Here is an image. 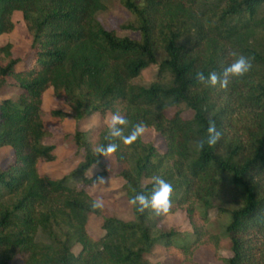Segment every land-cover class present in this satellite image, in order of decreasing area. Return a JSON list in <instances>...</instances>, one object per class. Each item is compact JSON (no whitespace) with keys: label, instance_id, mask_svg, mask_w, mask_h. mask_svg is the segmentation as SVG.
Here are the masks:
<instances>
[{"label":"trees","instance_id":"trees-1","mask_svg":"<svg viewBox=\"0 0 264 264\" xmlns=\"http://www.w3.org/2000/svg\"><path fill=\"white\" fill-rule=\"evenodd\" d=\"M118 1L133 15L123 28L138 38L100 23L104 0H0V35L13 29L12 15L20 11L31 36L21 67L12 44H0V91L18 90L16 99H0V147H10L9 160L0 164V264L15 255L22 264H167L150 259L155 247L174 264H186L200 246L229 249L222 264H264V0ZM231 52L251 59L244 77L226 90L196 81L198 71L222 73L233 62ZM152 64L158 65L155 81L131 82ZM50 87L70 112L42 109ZM182 106L191 117L182 115ZM168 108H175L171 116ZM116 112L128 121L125 135L143 123L164 145L142 137L130 146L114 141L124 195L128 201L149 195L152 177H162L173 187L170 213L184 210L191 231L166 228L164 216L148 210L132 207L128 221L104 208L94 211L97 197L69 184L81 176L92 186L109 175L105 158L93 151L109 143L105 123L92 131L94 141L91 132H74L83 149L74 169L60 178L40 172L41 163L57 158V144L43 141L49 126L67 116L78 122ZM209 119L222 138L197 150ZM93 165L100 170L85 177ZM215 206L227 215L222 233L209 227ZM90 215L102 218L99 237L87 230Z\"/></svg>","mask_w":264,"mask_h":264},{"label":"rangeland","instance_id":"rangeland-1","mask_svg":"<svg viewBox=\"0 0 264 264\" xmlns=\"http://www.w3.org/2000/svg\"><path fill=\"white\" fill-rule=\"evenodd\" d=\"M105 9L97 13V19L108 30L114 31L119 36H128L131 38H138V32L125 29L123 25L133 21V15L118 1V0H104ZM14 22L13 29L0 36V44L10 42L13 46V55L21 58L23 61L19 63V67L23 66L24 61L29 55V44L31 42V36L27 31L25 22L23 20L22 13L15 11L12 15ZM162 53V52H160ZM157 64H152L149 67L142 70L141 74L131 80L132 83L142 86H149L156 80ZM4 96H10L14 99L18 96V90L14 87H8L0 91V98ZM42 109L47 111L50 108L63 109L70 112L69 106L57 100L53 96V90L44 91L42 95ZM175 111V108H168L165 110L167 116H171ZM192 111L182 106V115L184 117H191ZM110 113L101 117L100 114L94 113V116H89L81 121L75 122L73 120L62 121L57 126H49L51 134L46 137V142L57 144L56 154L58 159L52 162H43L39 166L41 173L60 178L74 169L77 164L83 160V149H79L73 140L72 135L78 129L91 132L90 138L94 141V135L92 134L94 129L102 123L107 124L110 119ZM72 118V117H71ZM68 135V136H65ZM145 141L154 140L157 145L164 148V145L160 138L155 137L152 130L146 131L142 136ZM104 162L110 170L108 176L104 179L105 184H95L92 186H85L81 182V176H75L70 181V185H74L77 188H85V190L97 198H102L104 201L105 214L114 215L125 221L133 219V210L129 205V201L124 195L122 185L124 180L117 175L118 165L113 155L105 158ZM5 164V163H4ZM100 170L98 166L95 168H89L85 177L89 178ZM225 205V204H222ZM227 205V204H226ZM102 218L96 215H90L87 222V230L93 237H99L102 235L101 229ZM162 225L166 228L171 226L177 227L181 231H191L187 214L184 210H176L173 213H169L164 216ZM227 223V215L218 211L217 206L209 210V227L217 233H222ZM223 243V241H222ZM80 249V245L73 246V252L77 253ZM232 253L225 246H221L218 250L204 246L198 247L192 257V261L186 264H222L224 258L231 256ZM152 261L164 260L167 264H174L173 260L166 254L165 250L161 247H155L153 255L150 257ZM10 264H22L21 257L15 255Z\"/></svg>","mask_w":264,"mask_h":264},{"label":"clouds","instance_id":"clouds-1","mask_svg":"<svg viewBox=\"0 0 264 264\" xmlns=\"http://www.w3.org/2000/svg\"><path fill=\"white\" fill-rule=\"evenodd\" d=\"M233 62L225 67L222 73L215 71L209 72L207 76L203 72H197L195 79L200 84L206 87H217L226 90L232 79H239L244 77L252 68L251 59L243 54L231 52ZM128 125V121L119 113H113L110 115V119L107 121V135L106 140L109 141L106 145H100L93 149L94 154L97 157L107 158L117 152L119 145L114 141L122 140L123 144L130 146L141 138L146 130L147 126L143 123L134 125L129 134H124V128ZM222 138V131L217 126V122L214 119H209L207 123L206 134L204 137L196 142L197 150H204L205 146L213 148ZM98 163V160H97ZM153 188L149 195L143 193L137 194L130 198L129 205L135 208L138 212L143 214L146 210L155 214L156 216H166L170 213L172 208V185L164 180L160 176H153ZM96 184H105L104 177H97ZM91 208L95 210H101L104 207V201L102 198H96L91 202Z\"/></svg>","mask_w":264,"mask_h":264},{"label":"crops","instance_id":"crops-1","mask_svg":"<svg viewBox=\"0 0 264 264\" xmlns=\"http://www.w3.org/2000/svg\"><path fill=\"white\" fill-rule=\"evenodd\" d=\"M5 34V33H4ZM2 35V34H1ZM0 35V36H1ZM52 90V88L50 87V88H48L47 90ZM46 90V91H47ZM1 98H12V97H10V96H4V97H1ZM0 98V99H1ZM14 99V98H13ZM61 110H63V109H61ZM63 111H65V110H63ZM66 112H68V111H66ZM91 116H94V114H92ZM84 119V118H83ZM65 121L67 120V121H69V120H73V118H71V116H67L65 119H64ZM63 120V121H64ZM82 120V119H81ZM80 120V121H81ZM74 121L75 122H77L75 119H74ZM82 131H84L83 129H81ZM46 140V138H44V142L45 143H48V142H46L45 141ZM9 156H10V147L9 146H3V147H0V164H4V163H6L8 160H9ZM57 159H58V157H57ZM54 161V160H53ZM48 162H52V161H48ZM95 166L96 165H93V166H91L90 168H95Z\"/></svg>","mask_w":264,"mask_h":264}]
</instances>
